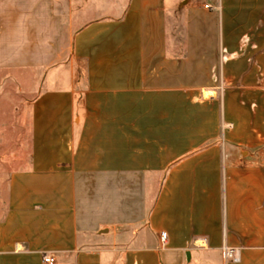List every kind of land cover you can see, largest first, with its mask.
<instances>
[{
    "label": "crops",
    "instance_id": "0c3cea01",
    "mask_svg": "<svg viewBox=\"0 0 264 264\" xmlns=\"http://www.w3.org/2000/svg\"><path fill=\"white\" fill-rule=\"evenodd\" d=\"M18 68L0 264H264V0H0Z\"/></svg>",
    "mask_w": 264,
    "mask_h": 264
},
{
    "label": "rangeland",
    "instance_id": "374dc122",
    "mask_svg": "<svg viewBox=\"0 0 264 264\" xmlns=\"http://www.w3.org/2000/svg\"><path fill=\"white\" fill-rule=\"evenodd\" d=\"M173 23L176 25V37L179 44L182 43L185 36V17L183 11L174 17ZM11 76L15 81L4 82V92L0 97V164L6 165L9 161L5 158L11 155L16 148L17 140L23 135L18 129L12 130L13 124V107L24 108L28 101L31 100L30 90L33 80L36 79L39 84L42 82L37 75L29 69L18 68L10 69L5 72V76ZM18 88H21L19 91ZM18 92V93H17ZM21 110V109H20ZM5 125V126H3ZM2 156L4 158H2ZM2 158V159H1ZM4 202V181H0V205Z\"/></svg>",
    "mask_w": 264,
    "mask_h": 264
},
{
    "label": "built area",
    "instance_id": "2783aa9c",
    "mask_svg": "<svg viewBox=\"0 0 264 264\" xmlns=\"http://www.w3.org/2000/svg\"><path fill=\"white\" fill-rule=\"evenodd\" d=\"M208 7V6H207ZM167 234H161V240L165 241ZM222 264L239 263L241 261V249L236 247L224 246L222 248ZM43 261L45 264H54L55 258L49 253L43 254Z\"/></svg>",
    "mask_w": 264,
    "mask_h": 264
}]
</instances>
